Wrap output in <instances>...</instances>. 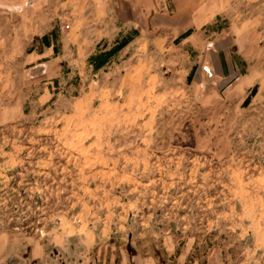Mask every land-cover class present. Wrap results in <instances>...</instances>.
Returning a JSON list of instances; mask_svg holds the SVG:
<instances>
[{"label":"rangeland","instance_id":"obj_1","mask_svg":"<svg viewBox=\"0 0 264 264\" xmlns=\"http://www.w3.org/2000/svg\"><path fill=\"white\" fill-rule=\"evenodd\" d=\"M0 264H264V0H0Z\"/></svg>","mask_w":264,"mask_h":264}]
</instances>
